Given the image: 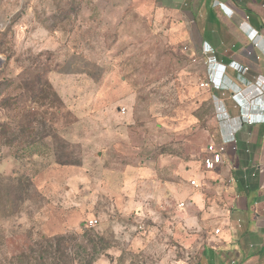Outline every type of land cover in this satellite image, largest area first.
Here are the masks:
<instances>
[{
    "label": "rangeland",
    "instance_id": "374dc122",
    "mask_svg": "<svg viewBox=\"0 0 264 264\" xmlns=\"http://www.w3.org/2000/svg\"><path fill=\"white\" fill-rule=\"evenodd\" d=\"M149 3L33 0L36 23L0 28V264L82 229L93 264H198L222 228L212 74Z\"/></svg>",
    "mask_w": 264,
    "mask_h": 264
},
{
    "label": "crops",
    "instance_id": "0c3cea01",
    "mask_svg": "<svg viewBox=\"0 0 264 264\" xmlns=\"http://www.w3.org/2000/svg\"><path fill=\"white\" fill-rule=\"evenodd\" d=\"M148 5L175 43L207 61L208 75L218 82L213 97L222 125L219 143L230 134L235 141L234 164L205 171L218 186L227 176L233 183L225 187L220 233L198 264H264V0H150ZM39 7L33 0H0V28L14 26L19 36L36 23L30 15ZM248 115L259 121L247 123Z\"/></svg>",
    "mask_w": 264,
    "mask_h": 264
},
{
    "label": "trees",
    "instance_id": "16d2710c",
    "mask_svg": "<svg viewBox=\"0 0 264 264\" xmlns=\"http://www.w3.org/2000/svg\"><path fill=\"white\" fill-rule=\"evenodd\" d=\"M103 252V237L91 229H82L76 234L42 237L27 251L12 256L9 264H93Z\"/></svg>",
    "mask_w": 264,
    "mask_h": 264
},
{
    "label": "built area",
    "instance_id": "2783aa9c",
    "mask_svg": "<svg viewBox=\"0 0 264 264\" xmlns=\"http://www.w3.org/2000/svg\"><path fill=\"white\" fill-rule=\"evenodd\" d=\"M258 81L259 79L256 80V82ZM260 82L264 84V80H260ZM215 83H218L215 76H209L208 80L205 83L200 84V87L201 88H210V87L214 88ZM252 102L253 101H251L250 103L252 104ZM246 121L247 123L252 124L254 121H259V118L253 117L252 115H248L246 117ZM234 142L235 141L233 138V134H230L228 139L220 142L219 144L208 145L205 149V156L202 160L203 170L206 172H214L226 166L231 167L234 164V157H235V151H236L234 147ZM226 181H227V184L233 183V179L231 176H227ZM190 184L192 186H197L196 181L194 180H191ZM180 207H184V205L180 204ZM97 224H98L97 219H91L87 222L86 226L92 228V227H95ZM214 233L215 235H218L220 233V230L216 229Z\"/></svg>",
    "mask_w": 264,
    "mask_h": 264
},
{
    "label": "bare ground",
    "instance_id": "6f19581e",
    "mask_svg": "<svg viewBox=\"0 0 264 264\" xmlns=\"http://www.w3.org/2000/svg\"><path fill=\"white\" fill-rule=\"evenodd\" d=\"M217 79V78H216Z\"/></svg>",
    "mask_w": 264,
    "mask_h": 264
}]
</instances>
